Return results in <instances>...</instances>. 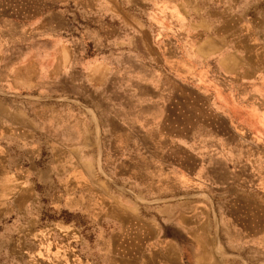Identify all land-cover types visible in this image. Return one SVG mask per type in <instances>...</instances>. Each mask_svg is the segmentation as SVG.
<instances>
[{
    "label": "rangeland",
    "instance_id": "1",
    "mask_svg": "<svg viewBox=\"0 0 264 264\" xmlns=\"http://www.w3.org/2000/svg\"><path fill=\"white\" fill-rule=\"evenodd\" d=\"M231 32V63L252 73L264 0H0V88L13 72L16 87L0 97L28 120L0 188V264H140L171 252V203L232 209L224 162L199 174L205 153L247 150L210 94L230 67L199 49Z\"/></svg>",
    "mask_w": 264,
    "mask_h": 264
},
{
    "label": "crops",
    "instance_id": "2",
    "mask_svg": "<svg viewBox=\"0 0 264 264\" xmlns=\"http://www.w3.org/2000/svg\"><path fill=\"white\" fill-rule=\"evenodd\" d=\"M185 25V31H192V26ZM232 33L224 34L222 40L218 41L210 39L211 35H202L199 49L206 56L205 59L201 58L202 61L214 60L221 67H230V86L224 88L219 85L210 94L214 95L216 104L230 119L234 131L232 143L246 144L247 150L244 154L240 151L231 154L224 150L214 154L205 153L200 160L199 174L208 176L210 180L212 160L221 159L226 176L214 186L222 192L230 188L239 194L224 199L222 206L232 209H218V215L212 214L208 199L171 203V227L178 229V234L171 229V252L161 254L165 257L160 259L159 251H153L151 257L140 264H256L257 256L264 264V49L261 52L255 50L253 55L250 51L248 63L254 70L249 74L240 73L239 65L231 63L234 56L236 59L239 57V50L233 47L237 39L234 40ZM178 46L181 56L187 57L193 53L192 43L179 40ZM195 47L198 48V45ZM4 74L0 71V78ZM13 74L3 78L7 85L0 88V95L14 96L16 87ZM18 88L27 90L28 86ZM27 121L26 117L16 116L15 103L8 99L4 104L0 97V188L8 186L10 179L14 180L11 153L14 152L18 133L21 137L26 135ZM225 140H228V136H217L216 142L223 144ZM251 144H259L263 149L257 150ZM227 199L229 202H226ZM256 207L259 209L256 210ZM152 245L157 246L154 242ZM169 255L171 262L168 261ZM132 259L139 264V259Z\"/></svg>",
    "mask_w": 264,
    "mask_h": 264
}]
</instances>
